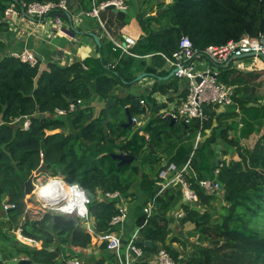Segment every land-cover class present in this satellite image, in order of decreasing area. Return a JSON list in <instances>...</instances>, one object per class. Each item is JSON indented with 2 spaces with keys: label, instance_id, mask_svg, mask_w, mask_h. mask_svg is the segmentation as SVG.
I'll use <instances>...</instances> for the list:
<instances>
[{
  "label": "trees",
  "instance_id": "trees-1",
  "mask_svg": "<svg viewBox=\"0 0 264 264\" xmlns=\"http://www.w3.org/2000/svg\"><path fill=\"white\" fill-rule=\"evenodd\" d=\"M35 1L60 0H0V239L9 241L13 247L9 250L3 244L5 252L10 257L26 253L30 258L28 264H56L59 244L83 249L91 243L92 234L74 216L51 211H39V218L30 216L25 183L43 162L47 174L61 175L88 196L95 233L115 231L116 226L110 220L118 213L120 200L107 198L105 194L117 191L126 201H138L141 197L135 207L134 221L140 227L137 240L141 239L140 234H145L157 245V250L163 248L178 264H264V131H261L264 101L259 100L262 95L256 94L261 84H249L243 78L249 74L231 64L218 68L217 80L236 86L234 99L244 114L240 132L233 136L228 133L229 125L224 126L220 116L214 118L215 111L210 107H206L207 117L202 121L171 122L169 116L159 113L160 106L152 96L157 90L166 91L157 84L145 88L138 96L118 95L120 89L124 91L136 82L138 74H156L163 69L165 60L158 53L170 56L182 35L188 36L198 51L243 36H264V0L160 1L157 11L163 9L161 14H138L136 19L144 34L130 48V53L113 49V44L103 37L96 48L99 55L64 64L48 61L43 68L39 67V61L30 66L4 52L2 39L10 26L6 8ZM66 2L71 8V0ZM80 4L82 10L91 8V0H81ZM56 13L58 10H52L48 15ZM67 13H61V17L65 18ZM100 14L106 26L120 37L118 31L124 25L125 13L105 9ZM152 22L158 26H152ZM163 28L162 33H155ZM148 54H153L150 62L145 58ZM240 90L242 93L237 96ZM93 97L104 101L103 112L95 114L90 104ZM136 97L144 104L137 105ZM70 103H77L73 110H69ZM125 106L131 117L146 114L139 131L138 126L134 129L125 125ZM56 109L66 112L57 115ZM106 113L110 115L106 123L108 140L102 126ZM24 116L30 119L28 129L22 128L21 121H15ZM214 119L219 120L215 125ZM232 127L236 130V122ZM252 133L259 134L252 147L242 146L241 139ZM198 134L203 139L194 149L186 173L197 201L184 202L179 185H171L156 197V208L143 225V207L160 188L159 171L169 162L183 165ZM218 139L223 144L219 161L215 154ZM148 144L153 150L145 147ZM118 146L133 155L131 163L117 165V159L110 156ZM232 148L236 158L225 159ZM204 178L216 181L221 191L207 194L198 183ZM4 199L6 204L2 203ZM214 201L219 202V208ZM178 204L184 211L180 223L191 222L192 232L200 239L187 253L175 249L174 239L169 238L167 214ZM5 205L13 206L5 208ZM17 227L42 245L52 246L51 249L20 244L12 235ZM149 227L152 230L148 233ZM100 246L106 248L105 243ZM142 248L144 255L136 264H152L146 252L155 254L157 250ZM76 258L80 260L79 255ZM0 264L6 263L0 260Z\"/></svg>",
  "mask_w": 264,
  "mask_h": 264
},
{
  "label": "built area",
  "instance_id": "built-area-1",
  "mask_svg": "<svg viewBox=\"0 0 264 264\" xmlns=\"http://www.w3.org/2000/svg\"><path fill=\"white\" fill-rule=\"evenodd\" d=\"M92 8L85 11L86 16H94L99 19V14L109 4H114L118 9H125L122 0H92ZM52 10H58L60 13L48 15ZM67 11L66 0L59 2H31L20 3L19 7L13 4L6 8L5 17L8 24H14L17 18H51L54 26L59 28L61 23V13ZM116 46L120 44L116 43ZM126 50V48H123ZM160 56L166 63L174 69L173 75L178 79L187 80V94L179 104L168 106L161 114L169 116L178 122H189L191 119H198L200 121L206 119V107L220 108L225 107L233 102L235 95V86L217 80L216 69L222 65L231 64L237 69L243 68L242 62L239 59L244 55L252 57V65H256L257 60L264 63V36L249 37L243 36L239 40H230L223 45H209L203 50L198 51L193 47L192 41L186 35L180 36L177 48L170 56L165 53L159 52ZM11 55L18 58L22 62L28 63L30 66L37 64V57L34 52L28 49L11 52ZM141 103L143 101L140 100ZM80 103V101H77ZM70 103L69 110H73L75 104ZM65 110L56 109L57 115H64ZM15 121L22 123L23 129H28L30 119L28 116L17 118ZM134 123L140 124L136 117H132ZM201 136L198 134L193 144L188 159L181 166H176L174 163L169 162L159 171V190L143 207L145 219L143 225L147 223L156 208V197L167 187L171 185H179L182 199L184 202L197 201V193L192 187L191 182L186 178V173L189 169V163L194 149L197 147ZM199 186H201L207 194H216L221 191L220 185L211 179H200ZM39 188L35 186L32 193L35 194V202L42 204L47 208L46 211H51L59 214H65L76 217L86 228V231L92 234L91 239H95L99 243H105V246L110 250L115 257L118 264H131L142 258L144 250L142 246L137 244V233L134 232L126 243H123L120 236L114 231H105L95 233L91 227V217L89 215L88 205L90 199L85 192L77 184H69L62 178H49L44 182L39 183ZM44 189L42 190V188ZM41 190V192H39ZM107 198L119 199L118 213L112 216L110 224L116 226L126 217V207L124 199L120 193L106 192ZM12 207L13 205H5ZM28 205L27 207H29ZM37 207V205H35ZM38 210H42L37 207ZM177 217H182L184 211L181 209L175 213ZM15 240L22 245L29 246L30 248L41 249L42 243L35 239L28 237L22 233L20 227L15 228L13 231ZM43 246V245H42ZM41 247V248H40ZM154 261L156 264H178L170 254L160 248L156 251ZM65 264H80L78 258H72Z\"/></svg>",
  "mask_w": 264,
  "mask_h": 264
},
{
  "label": "crops",
  "instance_id": "crops-1",
  "mask_svg": "<svg viewBox=\"0 0 264 264\" xmlns=\"http://www.w3.org/2000/svg\"><path fill=\"white\" fill-rule=\"evenodd\" d=\"M80 1L81 0H71V8H68L67 5L68 13L66 14L65 18L61 17V23L59 25L60 29L54 26L51 18H17L14 24L9 26L8 31L2 35V39L5 42L4 52L9 53L20 51L22 49L31 50L35 53L37 60L39 61V67L43 68L48 61H55L64 64L71 62L74 59H83L87 56L95 54L99 55L96 48L100 44V39L106 37L113 44V49H120L121 53H130V48L134 45L136 40L144 34L139 22L136 19L138 14L143 12L147 16L149 14L156 15L157 4L160 1L168 3L170 0H122L125 5V9H119L118 11L124 12L125 18L123 20L124 25L118 31L120 37H118L111 29L106 26L105 19L102 20L101 14H99V19L94 16H86L84 14L85 10H82L81 8ZM92 5L93 4L91 0V8ZM150 10H153V12L149 13ZM152 26L157 27L158 24L156 22H152ZM93 35L97 37L99 44L96 42ZM115 42L120 44V46H116ZM124 47L126 50L123 49ZM152 55L153 54L145 55L146 60H148L147 62H150ZM251 60V56H243L240 58L239 62H242L243 68L239 70L249 74L243 76L244 79L255 77L254 84H261L259 88H256V91L259 93V95H262V98L259 100L263 102L264 63L261 60H257L256 65L254 66L251 64ZM218 68L216 69L217 72ZM172 70L173 69H171V67L165 61L163 69H158L156 74L145 73V77H143L140 81H136L133 85L126 87L123 93H132L138 96L144 92L145 88H150L153 85L157 84V87H163L166 90L165 92L157 90L152 94L156 103L160 106L159 113L161 114V112L168 106L179 104L182 100H184V95L187 94V80L174 77L173 73L171 74ZM162 71H164L166 74H159V72ZM173 80H176V85L171 83ZM240 93H242L241 90L239 93H237V96H239ZM93 99L100 100L97 97H93ZM141 101L143 100L141 99ZM141 104H144V101L143 103L140 102V105ZM143 109H146V107H143ZM213 110L215 111L214 118L220 116L219 118L222 120L223 125H229V135H238L242 126L241 118L244 114L242 113V110H240L236 99L233 98L232 104L228 106L220 108L216 107ZM137 116L138 115H135L133 117L137 118ZM142 116L145 117V114H141L140 118H142ZM138 121L140 124L134 123L135 127L140 126L141 122H143L139 119ZM234 122H236V130H234L232 127ZM253 134L256 133H252L251 135ZM242 140L243 139H241L240 143ZM219 145L221 149L223 144L219 143ZM234 156H236V154L232 148L227 160L229 158H233ZM46 177H51V175L48 174ZM60 178L64 179L62 176ZM140 202L141 197H139L138 201L137 199L135 201L124 200L126 207V217L122 222L116 225L114 231L120 236L121 240H128L134 232L138 234L140 227L135 225L134 218L135 207ZM30 207L31 206L28 208L29 214L32 216V213H35V211ZM181 209L182 208L180 207V204L175 205L167 214L168 229L170 231L169 238L174 239L173 247L179 252H182L186 249V244L189 246L190 243H187V241L191 239L192 236L198 238V242L200 240L199 237L192 232V223L185 222L184 224H181L179 218H177L175 215V213ZM35 210L38 211V209ZM41 211L45 212L44 210ZM144 238L147 239L146 236ZM101 244L103 243H99L95 239H91L90 245L83 249L73 247L69 244H59L58 246L60 248V256L56 260V264H65L67 261L72 258H76L78 255L80 256V261L81 263L83 262V264H117L114 254L107 248L104 249L103 246H100ZM0 247L4 248L0 251V253L7 254L5 252L6 248L3 247V244H0ZM51 247H49L48 244L47 247L44 246V248L49 249H51ZM148 257L150 259L149 262L154 264L155 254L149 253ZM28 260L29 261L26 264L30 262V259ZM136 263L137 261L132 262L131 264Z\"/></svg>",
  "mask_w": 264,
  "mask_h": 264
},
{
  "label": "water",
  "instance_id": "water-1",
  "mask_svg": "<svg viewBox=\"0 0 264 264\" xmlns=\"http://www.w3.org/2000/svg\"><path fill=\"white\" fill-rule=\"evenodd\" d=\"M105 9H112L113 11H118L119 9L116 8L114 6V4H109L106 6ZM122 10V9H120ZM163 12V9L159 10L156 15H159ZM165 28L163 29H160V30H157L155 31V33H162L164 31ZM68 32V31H66ZM96 42L99 44V42L97 41V37L95 35H93ZM250 55H253V54H247V55H244V56H250ZM174 72V69L171 71V74ZM143 77H145V73H141L139 74L135 81H140ZM136 101V104L139 105L140 104V100L139 98H136L135 99ZM125 113H126V123L125 125L128 126V127H131L134 123L132 121V117L128 111V106H125ZM109 120V113H106V117L105 119L102 121V126H103V132L104 134L106 135V140L109 139L108 137V131L106 129V123L107 121ZM175 120L172 119L171 122H174ZM141 129V126H138V128L136 130H140ZM145 147H149L153 150V147L151 144H148L147 146ZM110 156H112L113 158L117 159V165H121V164H129L133 161L134 157L133 155L131 154H127L124 149L121 147V146H118V149L116 152H110L109 153ZM215 154H216V158L218 159L219 161V157H220V145L217 144L216 146V149H215ZM41 174H47V170H46V166L45 164L42 162L33 172L32 174L30 175V177L28 178V180L26 181L25 183V193L26 194H31L34 190L33 188V184H32V179L34 176H39ZM7 202V199H4L3 200V204H6ZM37 207H39L40 209L46 211L47 208L45 206H43L42 204L40 203H37L36 204ZM152 230L151 227L148 228V233ZM144 234H140V238L139 240H137V244L140 245V246H143V247H146V248H149V249H153L154 251L157 250V245L156 244H153L152 240L150 239H145L144 238ZM45 247H47V244L44 245ZM146 255L149 256V252H146ZM4 259V261L6 262V264H26L29 260L26 259V258H10L7 254H2L0 253V260ZM154 264H156V262L154 261Z\"/></svg>",
  "mask_w": 264,
  "mask_h": 264
},
{
  "label": "rangeland",
  "instance_id": "rangeland-1",
  "mask_svg": "<svg viewBox=\"0 0 264 264\" xmlns=\"http://www.w3.org/2000/svg\"><path fill=\"white\" fill-rule=\"evenodd\" d=\"M158 12V11H157ZM156 12V13H157ZM51 16V15H50ZM35 18H37V17H35ZM9 54L11 55V52H9ZM254 80H255V77H251V78H248L247 79V81L249 82V84H254L255 82H254ZM260 87V86H259ZM259 87H257V88H259ZM256 93H257V91H256ZM121 94H124L123 93V89H120L119 91H118V95H121ZM257 94H259V93H257ZM93 107H94V112H95V110H96V112H98V113H101V112H103L104 111V109H105V103H104V101L103 100H93L91 103H90ZM161 110H162V108H161ZM95 112V113H96ZM98 113H96V114H98ZM146 115V114H145ZM139 116V117H138ZM137 116V118L139 119V120H141V121H143V120H145L147 117H144V116H142V118H140L141 117V115H138ZM109 118H110V115H109ZM111 118L113 119V117L111 116ZM219 121V120H218ZM216 119H214V125L215 124H217V122H218ZM142 123V122H141ZM132 127L135 129L136 127H135V124H133L132 125ZM56 131H58V130H54L53 132H56ZM261 131H264V127H263V129L261 130ZM50 132H52V131H50ZM209 132V131H208ZM258 135L259 134H253V135H251L249 138H247V139H243L242 140V142H241V145L242 146H245V147H252V145L254 144V142L257 140V138H258ZM203 139V137L202 138H200V141ZM218 142L219 143H221L222 142V140L221 139H218ZM229 157V154H226V156H224V158L225 159H227ZM235 158H236V156H234ZM48 174H41V175H39V176H34L33 177V179H32V184H33V188H34V190L36 191V189H35V186L36 185H38L37 187H39V183L42 181V182H44L45 180H47V179H49V178H51V177H53V178H57V177H61L60 175H56V176H51V177H46ZM135 186V185H134ZM36 187V188H37ZM42 190H43V188H42ZM39 192H41V190L39 191ZM26 198H29L30 199V201H28L27 202V206L28 205H30L31 207V209L32 210H34L35 211V213H32V216L31 217H33V218H39L41 215V212H39L40 210H35V209H38L35 205H36V202H35V194L34 193H31V194H26ZM129 200V199H128ZM127 200V201H128ZM130 201V200H129ZM214 206L216 207V208H219L220 206H219V202L218 201H214ZM27 208H29V207H27ZM37 211V212H36ZM177 218H180V217H177ZM15 230V229H14ZM13 230V231H14ZM12 235L14 236V233L12 232ZM196 235V234H195ZM14 238H15V236H14ZM201 242L203 243V241L201 240ZM0 243L1 244H4L9 250H13V247L9 244V241H7V240H1L0 239ZM187 243H190L189 244V246L186 244V253L187 252H190V250H191V248H192V244H198L199 242H198V238H195V236H192V238L191 239H189L188 241H187ZM2 249H4V248H1L0 247V251L2 250ZM17 256H16V258H26V259H30L29 258V256L26 254V253H24V252H20V253H17L16 254ZM9 256V255H8Z\"/></svg>",
  "mask_w": 264,
  "mask_h": 264
},
{
  "label": "bare ground",
  "instance_id": "bare-ground-1",
  "mask_svg": "<svg viewBox=\"0 0 264 264\" xmlns=\"http://www.w3.org/2000/svg\"><path fill=\"white\" fill-rule=\"evenodd\" d=\"M43 189H44V187H43Z\"/></svg>",
  "mask_w": 264,
  "mask_h": 264
},
{
  "label": "clouds",
  "instance_id": "clouds-1",
  "mask_svg": "<svg viewBox=\"0 0 264 264\" xmlns=\"http://www.w3.org/2000/svg\"><path fill=\"white\" fill-rule=\"evenodd\" d=\"M134 123V122H133Z\"/></svg>",
  "mask_w": 264,
  "mask_h": 264
}]
</instances>
